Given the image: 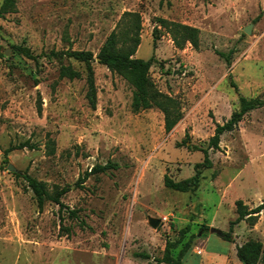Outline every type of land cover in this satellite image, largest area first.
Here are the masks:
<instances>
[{"label": "rangeland", "instance_id": "rangeland-1", "mask_svg": "<svg viewBox=\"0 0 264 264\" xmlns=\"http://www.w3.org/2000/svg\"><path fill=\"white\" fill-rule=\"evenodd\" d=\"M15 1L16 9L0 16L1 163L8 150L0 168V264H166L155 258L167 241H179L171 250L177 256L189 238L183 264H243L238 248L264 244V210L255 225L241 221L230 231V221L237 199L249 207L264 201V106L209 149L212 166L201 168L197 190L170 189L164 178L194 175L216 124L238 108L240 95L264 97V0ZM126 12L141 18L135 56L155 58L150 77L181 104L183 117L170 132L158 108L133 110V87L97 60L94 107L84 64L44 56L67 49L97 54L112 30L130 22ZM163 19L200 29L199 46L178 48ZM219 51L231 53L230 64ZM61 63L82 78H60ZM109 161L117 167L77 184ZM9 163L51 193L68 186L65 207L47 200L40 209ZM163 216L167 222L150 225V217ZM205 226L230 231V240Z\"/></svg>", "mask_w": 264, "mask_h": 264}, {"label": "trees", "instance_id": "trees-1", "mask_svg": "<svg viewBox=\"0 0 264 264\" xmlns=\"http://www.w3.org/2000/svg\"><path fill=\"white\" fill-rule=\"evenodd\" d=\"M16 9L15 0H3L0 6V16L12 12ZM123 17L130 18V22H124V27L119 33L116 29L108 35L107 39L100 47L97 54L91 50L76 49V50H51L44 54L48 58L63 59L65 57L73 58L78 62L84 64L86 69V81L88 84L87 98L92 106L97 103V86L95 83V70L93 63L97 60L100 64L105 65L113 73L123 76L129 84L133 87L132 108L135 111L146 110L151 108H158L164 113V127L167 132H170L175 125L183 117L181 104L175 97L162 92L156 83L150 77V68L154 63L155 58L152 56L148 59L136 57L135 53L140 43L139 29L141 18L136 12H126ZM164 25L173 33L175 44L178 48H184L187 42L193 46H199L200 29L191 25L183 23L170 22L163 19ZM1 48V47H0ZM15 49L18 53L25 55L38 62L39 55H35L31 49L25 45H17ZM221 56H224L230 64L231 53H223L219 51ZM2 53L0 52V56ZM60 78H68L70 80L82 78V72L74 68L70 64L61 63L59 66ZM264 106V97H246L240 95L238 100V108L235 109L231 116L223 123H217L215 132L209 140L207 148L202 149L204 153V160L195 164V173L191 177L174 180L169 175H165L164 184L166 187L181 191H195L198 189L201 180V168H210L212 160L209 156V149H218L220 146L221 136L225 132L232 131L237 128L239 122L243 120L246 114L250 111ZM42 101H39L38 108L41 110ZM53 152V150L51 151ZM8 150L5 151V158L3 164L8 162ZM8 167V165H7ZM117 165L112 162L104 164H96L90 171H86L84 175L80 176L77 184L82 186V183L91 175L100 172H106ZM18 176H23L28 186L34 193L40 209L43 208L47 200H51L58 204L60 207H65L62 201V196L69 190L68 186L56 190L51 193L45 182L38 180L36 177L28 173H16ZM237 217L230 221V231L234 226L241 221H246L250 225H255L260 217L261 212L264 210V201L255 207H249L242 199H237L236 202ZM70 214L76 215L77 211L72 209ZM206 229L210 228L205 226ZM189 229L187 225L181 229L182 235ZM230 231L223 232L222 236L226 240H230ZM179 241H167L163 256L155 260L166 264H183L184 257L191 248V238L187 240L184 246L179 250L177 256H174L171 250L176 247ZM145 258L151 256L145 253H140ZM237 255L243 264H264V244L259 241H249L242 247L238 248Z\"/></svg>", "mask_w": 264, "mask_h": 264}, {"label": "water", "instance_id": "water-1", "mask_svg": "<svg viewBox=\"0 0 264 264\" xmlns=\"http://www.w3.org/2000/svg\"><path fill=\"white\" fill-rule=\"evenodd\" d=\"M245 31L247 33H249L251 31L250 27H246L245 28ZM6 54L9 53V51H6L5 52ZM98 60V59H97ZM8 169L10 171H14V172H18V173H21V170H19L16 166H14L12 163H9L8 164ZM161 222V219L160 218H156V217H150L149 218V223L150 225H152L153 227H157L159 225V223ZM210 231L211 232H215L216 234L218 235H221L222 234V230L218 229V228H215V227H211L210 228Z\"/></svg>", "mask_w": 264, "mask_h": 264}, {"label": "built area", "instance_id": "built-area-1", "mask_svg": "<svg viewBox=\"0 0 264 264\" xmlns=\"http://www.w3.org/2000/svg\"><path fill=\"white\" fill-rule=\"evenodd\" d=\"M167 220H168L167 216H163L162 219H161L162 222H167Z\"/></svg>", "mask_w": 264, "mask_h": 264}]
</instances>
